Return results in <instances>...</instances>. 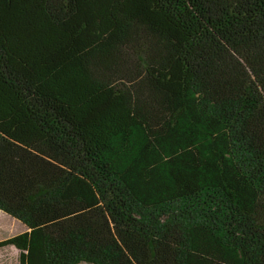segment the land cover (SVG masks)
I'll use <instances>...</instances> for the list:
<instances>
[{"label": "trees", "instance_id": "obj_1", "mask_svg": "<svg viewBox=\"0 0 264 264\" xmlns=\"http://www.w3.org/2000/svg\"><path fill=\"white\" fill-rule=\"evenodd\" d=\"M0 211L18 264H264V0H0Z\"/></svg>", "mask_w": 264, "mask_h": 264}, {"label": "rangeland", "instance_id": "obj_2", "mask_svg": "<svg viewBox=\"0 0 264 264\" xmlns=\"http://www.w3.org/2000/svg\"><path fill=\"white\" fill-rule=\"evenodd\" d=\"M25 229V226L18 220L0 211V239L17 234ZM16 251L13 247L0 249V264H16ZM78 264H87L80 262Z\"/></svg>", "mask_w": 264, "mask_h": 264}, {"label": "crops", "instance_id": "obj_3", "mask_svg": "<svg viewBox=\"0 0 264 264\" xmlns=\"http://www.w3.org/2000/svg\"><path fill=\"white\" fill-rule=\"evenodd\" d=\"M5 247H9V246H4V247H1L0 249H2V248H5ZM10 247H13V246H10ZM14 248V247H13ZM15 249V248H14ZM15 251H16V257L18 258V252H17V250L15 249ZM16 264H18V260H17V262H16Z\"/></svg>", "mask_w": 264, "mask_h": 264}]
</instances>
